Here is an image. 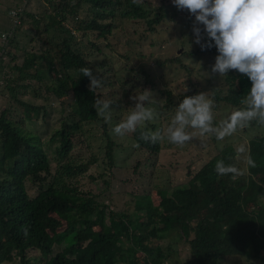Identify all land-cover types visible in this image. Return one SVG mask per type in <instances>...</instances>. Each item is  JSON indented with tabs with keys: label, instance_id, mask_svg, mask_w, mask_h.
<instances>
[{
	"label": "trees",
	"instance_id": "1",
	"mask_svg": "<svg viewBox=\"0 0 264 264\" xmlns=\"http://www.w3.org/2000/svg\"><path fill=\"white\" fill-rule=\"evenodd\" d=\"M44 2L50 12L40 18L24 10L14 25L8 13L9 31L21 32L29 22L38 30L39 38L29 37L20 64L15 62L17 54L7 51L6 55L18 81L45 79L52 84L48 86L49 97L56 100L70 96L71 102L67 109L62 108L60 126L49 137L55 143L51 154L43 146V136L28 130L26 123L42 112L46 124L47 108L18 98L17 90L29 84H16L17 80L5 77L6 63L0 55V94L3 96L5 88L12 102L22 107L19 117L10 105L0 110V264L16 259L20 264H166L170 255L180 254L178 246L186 252L172 264H224L226 257L236 259L237 264H264V125L255 121L260 133L249 138L246 145L255 167L246 164L241 169L244 174L235 179L214 170L221 159L239 168L236 144L226 142L199 168L193 169L192 163L186 165L184 182L133 195L118 209H110L109 204L77 185L78 178L97 164L98 158L72 157L73 137L82 123L104 119L93 107L97 93L90 91V79L80 72L90 67L73 46V32H95L98 38L108 39L123 22H145L146 30L153 32L166 17L172 19L178 8L170 0H163L155 8L146 7L145 1L135 5L132 0ZM50 31L58 32L60 39H50ZM8 43L18 47L15 36ZM191 53L218 54L215 46L202 49L200 45ZM170 61L181 60L174 57ZM215 75L220 81L208 85L209 90L201 86V81H193V71L187 69L188 90L179 98L182 101L185 96L208 90V96L214 99V123H218L243 107L240 101L250 90L251 81L236 70L224 77ZM145 84L149 86L144 85V90H151L153 82ZM159 92L166 94L155 116L161 120L173 100L170 89ZM160 120L146 122V129L162 130ZM102 128L107 140L103 162L112 169L116 143L105 121ZM131 138L139 142L138 148L151 153H159L166 142L140 141L139 129L131 133ZM211 140L217 147L220 140ZM165 233L169 235L167 241H163Z\"/></svg>",
	"mask_w": 264,
	"mask_h": 264
},
{
	"label": "rangeland",
	"instance_id": "2",
	"mask_svg": "<svg viewBox=\"0 0 264 264\" xmlns=\"http://www.w3.org/2000/svg\"><path fill=\"white\" fill-rule=\"evenodd\" d=\"M143 1L146 2V7L151 8H155L163 2V0ZM170 1L172 2V0ZM22 3H26L24 10L32 12L35 18H40L44 13L50 12L44 0H22ZM15 7L18 8L19 5L17 4ZM6 9L5 1L0 0V11L4 13ZM194 22L195 17L190 15L187 10L178 9L172 19L166 17L153 32L146 30L145 22L141 24L123 22L114 33L108 36V39L98 38L95 32L87 34L73 32L74 48L84 55L93 75L103 81V86L95 90L97 97L112 101L110 105L111 120L110 122L104 121L107 124L108 134L116 143L114 148L115 164L112 169H109L103 162L107 141L102 128L104 121L82 123L79 133L73 137L74 147L71 156L84 160L89 157H97L98 163L91 166L83 176L78 178L77 185L80 189L92 193L97 200H103L109 204L110 209L121 208L124 206L121 203L133 199V195L184 182L186 180L185 167L189 163H192L193 169H197L224 143L235 142L237 148L240 145L246 146L249 138L260 133L253 121L247 128L238 129L232 136L220 140L217 147L216 142H214L215 144L210 142L214 136H205L193 138L183 146L173 145L166 141L159 153H151L134 147L133 145L136 143L131 138V133L124 137L113 133L112 128L115 124L127 114L129 107L134 106L135 102L130 97L144 90V85L149 86L145 82H153L150 91L153 94L154 102L146 106L152 107L155 113L164 104L166 97V94L160 93L159 90L170 89L172 92V107L169 111H163L165 117L161 120L159 117L154 119L160 120L162 129H165L174 115L176 106L181 102L179 94L188 90L186 87L187 69L193 71V81H201V86H205L209 90L208 85H215L216 79L220 81L215 73H212L216 55L191 53L199 45L195 43ZM66 24L68 27L71 26L70 21H66ZM199 26L203 34V25ZM1 28L3 26L0 24ZM52 33L56 35L52 36ZM58 35V32L51 31L48 34L50 39L55 40H58ZM14 36L18 47L8 44V51L17 54L15 62L20 64L23 47L28 46L29 37L34 36L35 39H38L39 33L34 26H31V23L25 22L21 32L15 34V31H10L8 41ZM174 57H178L181 61L176 62L177 64L171 62L170 58ZM4 61L6 65L3 71L6 78H10L11 81L17 80L16 84H29V87H20L17 90L18 98L23 102H30V104L34 102L47 108L46 124L42 122V112L37 114L36 120H26V123L28 130L36 131L43 136L44 148L53 154L55 143L51 142L49 137L59 128L61 113L64 111L62 108L69 107L71 97L66 96L56 100L49 97L48 86L52 84L46 82L45 79L32 78L18 81L17 71L10 68L12 66L10 56L5 55ZM0 77L2 85V76ZM209 80L211 82L208 84ZM2 87L3 85L0 87V91ZM4 89L3 96L0 94V110L6 105H10L15 117L21 116L22 107L12 102L8 92ZM203 92L208 96V90ZM196 94L198 93L194 95ZM189 131L192 130L189 129ZM238 164L240 169L246 167L242 157H238ZM101 173L104 176H99ZM91 176L93 177L91 178ZM106 181H108V185ZM34 190L32 189L31 192H35ZM158 194L162 195V191H158ZM165 235L167 238H163V241L169 240L168 233ZM177 249L180 254L170 255L165 261L166 264L176 263L182 254L185 255L186 251H183L180 246ZM236 261V259L226 257L223 263L237 264ZM3 264H20V262L16 259L11 263Z\"/></svg>",
	"mask_w": 264,
	"mask_h": 264
},
{
	"label": "clouds",
	"instance_id": "3",
	"mask_svg": "<svg viewBox=\"0 0 264 264\" xmlns=\"http://www.w3.org/2000/svg\"><path fill=\"white\" fill-rule=\"evenodd\" d=\"M142 2L132 0L135 5ZM172 3L195 17V43L202 49L216 47L218 54L212 73L224 77L230 70H236L250 79V90L240 101L243 107L214 123L213 98L204 92L185 96L176 106L168 126L153 132L146 129V122L156 116L154 109L146 106L154 102L153 94L150 90H142L130 97L134 106L129 107L127 114L115 124L113 133L124 137L139 129L140 141L153 144L167 141L183 146L197 137L214 136L223 140L238 129L247 128L253 121L264 125V0H172ZM199 25H203V34ZM80 72L90 79V91L103 86L102 79L94 76L90 68H81ZM111 104L110 99L100 97L93 104L97 115L106 122L111 120ZM133 146L138 148L140 144L137 142ZM236 152L247 165L255 167L246 146L240 145ZM214 170L220 176L231 174L233 179L244 174L236 165L226 164L223 159L216 162Z\"/></svg>",
	"mask_w": 264,
	"mask_h": 264
},
{
	"label": "built area",
	"instance_id": "4",
	"mask_svg": "<svg viewBox=\"0 0 264 264\" xmlns=\"http://www.w3.org/2000/svg\"><path fill=\"white\" fill-rule=\"evenodd\" d=\"M26 3H22L18 8L11 9L9 11V15L11 17V20L13 21L14 25L19 23V18L18 14H21L24 12V6ZM11 31V30H10ZM9 32L1 34V50H0V55H2V58L4 59V56L6 55V52L8 51V37H9Z\"/></svg>",
	"mask_w": 264,
	"mask_h": 264
},
{
	"label": "crops",
	"instance_id": "5",
	"mask_svg": "<svg viewBox=\"0 0 264 264\" xmlns=\"http://www.w3.org/2000/svg\"><path fill=\"white\" fill-rule=\"evenodd\" d=\"M5 1V4L7 6L6 12L2 13L0 11V24L3 26V28L0 29V45H1V34L4 32H8L11 28V21L9 18V10L14 9L15 6L18 4L19 6L22 3V0H3ZM15 1H17V4H15Z\"/></svg>",
	"mask_w": 264,
	"mask_h": 264
}]
</instances>
